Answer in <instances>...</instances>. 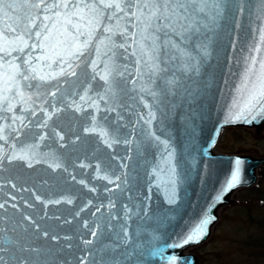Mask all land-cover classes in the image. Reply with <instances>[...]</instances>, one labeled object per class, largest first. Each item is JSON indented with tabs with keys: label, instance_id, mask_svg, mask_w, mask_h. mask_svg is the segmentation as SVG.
Wrapping results in <instances>:
<instances>
[{
	"label": "snow or ice",
	"instance_id": "6c2138e0",
	"mask_svg": "<svg viewBox=\"0 0 264 264\" xmlns=\"http://www.w3.org/2000/svg\"><path fill=\"white\" fill-rule=\"evenodd\" d=\"M241 18L258 22L257 43L224 123L252 125L264 120V0H0V264H191L165 251L208 235L241 183L239 157L177 239L155 246L152 232L142 250L137 221L154 215V189L178 203L194 157L168 131L174 109L207 87Z\"/></svg>",
	"mask_w": 264,
	"mask_h": 264
},
{
	"label": "water",
	"instance_id": "95a60500",
	"mask_svg": "<svg viewBox=\"0 0 264 264\" xmlns=\"http://www.w3.org/2000/svg\"><path fill=\"white\" fill-rule=\"evenodd\" d=\"M240 23L241 27L232 36L225 35L217 45L210 61L207 87L202 88L194 101L177 102L178 107L174 109L172 127L168 131L172 134L173 142L178 149L190 152L194 157L193 166L187 179L180 185V199L177 204L168 205L166 203L163 189L159 192L153 190L151 208L154 215L143 221H137L145 230L140 236V242L143 243L142 250L147 249L149 235L152 232L159 236V240L152 243L155 246H161L177 239L181 233L186 232L197 223L229 178L237 157L243 161L240 185L253 183L256 167L264 161V158H256L251 154L234 156L212 152L211 141L213 139L216 141L219 137L216 135L217 129L220 134L225 125H230L224 123V117L235 87L239 84L240 74L243 72V57L248 55L246 50L257 43L255 28L258 22L255 19L241 18ZM233 41L235 49L232 47ZM261 49L264 53V46H261ZM231 125L254 126L256 131L260 132L264 128V120L252 125ZM39 167L38 165L37 168ZM93 183L99 185L106 181H93ZM109 187L112 186L109 185ZM236 188L224 195L222 202L216 204L209 215H214L217 218L218 207L231 201L230 196ZM24 195L27 196V193ZM92 195L94 197L97 194ZM106 195L107 193H103L101 199ZM72 207V205H61L59 209L65 211L66 214V209ZM51 211H56V209H51ZM82 216L88 218V212L83 213ZM213 223L209 225L208 235L203 240L209 236ZM192 245L195 244L174 250L168 249L165 251V255H170L175 251L181 257V252ZM68 259L71 264V256ZM132 264H136V257H133ZM140 264H165V261L160 260L159 257L145 255L140 260Z\"/></svg>",
	"mask_w": 264,
	"mask_h": 264
},
{
	"label": "rangeland",
	"instance_id": "374dc122",
	"mask_svg": "<svg viewBox=\"0 0 264 264\" xmlns=\"http://www.w3.org/2000/svg\"><path fill=\"white\" fill-rule=\"evenodd\" d=\"M215 148L224 153L251 151L262 155L264 134L257 136L252 130L229 127ZM263 189L264 165L259 169L258 183L248 190H238L234 195L237 202L221 211L212 241L201 250L214 253L208 264H264V202L258 199L260 194L264 196Z\"/></svg>",
	"mask_w": 264,
	"mask_h": 264
},
{
	"label": "flooded vegetation",
	"instance_id": "af4514ba",
	"mask_svg": "<svg viewBox=\"0 0 264 264\" xmlns=\"http://www.w3.org/2000/svg\"><path fill=\"white\" fill-rule=\"evenodd\" d=\"M212 255H213V254L210 253V252L202 253L201 256L199 255V258H200L201 264H202V263H203V264H207V262H208V258H209L210 256H212Z\"/></svg>",
	"mask_w": 264,
	"mask_h": 264
}]
</instances>
